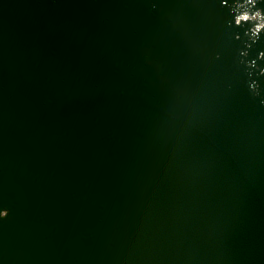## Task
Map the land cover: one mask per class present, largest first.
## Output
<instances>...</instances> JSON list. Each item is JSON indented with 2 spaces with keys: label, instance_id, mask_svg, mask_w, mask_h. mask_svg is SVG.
Returning a JSON list of instances; mask_svg holds the SVG:
<instances>
[{
  "label": "water",
  "instance_id": "obj_1",
  "mask_svg": "<svg viewBox=\"0 0 264 264\" xmlns=\"http://www.w3.org/2000/svg\"><path fill=\"white\" fill-rule=\"evenodd\" d=\"M0 264H264V0H0Z\"/></svg>",
  "mask_w": 264,
  "mask_h": 264
}]
</instances>
